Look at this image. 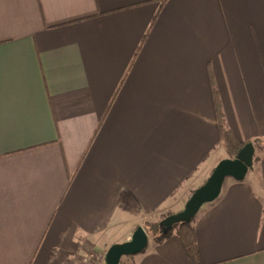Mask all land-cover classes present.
<instances>
[{"label": "crops", "instance_id": "1", "mask_svg": "<svg viewBox=\"0 0 264 264\" xmlns=\"http://www.w3.org/2000/svg\"><path fill=\"white\" fill-rule=\"evenodd\" d=\"M217 104L264 142V0H0V264H77L181 212L228 158ZM191 227L197 264H264V145ZM135 258L195 264L176 233Z\"/></svg>", "mask_w": 264, "mask_h": 264}, {"label": "water", "instance_id": "2", "mask_svg": "<svg viewBox=\"0 0 264 264\" xmlns=\"http://www.w3.org/2000/svg\"><path fill=\"white\" fill-rule=\"evenodd\" d=\"M254 147L246 144L234 159L221 160L213 169L208 179L197 188L187 200L183 210L167 216L159 222L162 234H168L175 225L189 223L202 206L215 201L221 192L224 181L230 178L242 181L253 167ZM148 244V235L138 226L126 242L114 244L104 255V264H120L123 257H132L142 253Z\"/></svg>", "mask_w": 264, "mask_h": 264}, {"label": "trees", "instance_id": "3", "mask_svg": "<svg viewBox=\"0 0 264 264\" xmlns=\"http://www.w3.org/2000/svg\"><path fill=\"white\" fill-rule=\"evenodd\" d=\"M217 112H218V119L220 124V130H221V139H222V145L228 155L229 159H234L237 155V153L248 143H239L237 142L229 131L225 130L222 127L221 122V112L219 110L218 104H217ZM254 147H259L260 145H264V142H260L259 140L253 141ZM169 215H164L156 219V221L147 222L144 226V230L149 235L151 239L156 244L161 243L163 240L168 238L173 230H176V234L178 238L180 239V242L182 244L183 250L185 251L186 255L195 263L197 264L199 261V254L198 249L195 241V236L193 229L189 223L185 224H179L175 225L173 229L168 234H162L159 230V222L162 221L164 218H166Z\"/></svg>", "mask_w": 264, "mask_h": 264}, {"label": "rangeland", "instance_id": "4", "mask_svg": "<svg viewBox=\"0 0 264 264\" xmlns=\"http://www.w3.org/2000/svg\"><path fill=\"white\" fill-rule=\"evenodd\" d=\"M249 173H250V170L248 171V173L246 175L247 176V179L249 177ZM227 179H229V178H227ZM147 222H150V221H147ZM147 222H143L142 225H140V226L144 229V226L146 225ZM193 222H194V218L191 220L190 225H192ZM131 228H133V227H131V225H127V226H124V227H121L120 226V229L118 227V230L117 231H119L118 232L119 233V235H118L119 238H121L123 236L122 235L123 233H127L129 230H131ZM173 233H176V230L175 229L173 230L172 234ZM149 238L150 237L148 235V240H149ZM151 240H153V239H151ZM108 242H113V240L112 241H107V243H105L104 250H102V252H99V251H97L95 249L94 250H90L88 252L90 254H88L86 257H82V259L79 260V263H77V264H104V262H103L104 255H105L106 251L108 250V248L111 246V245H109L110 243H108ZM100 253H102V254H100ZM140 254H137V255L132 256V257H123L121 259L120 264H134V259H136L135 257L138 256V255H140Z\"/></svg>", "mask_w": 264, "mask_h": 264}]
</instances>
